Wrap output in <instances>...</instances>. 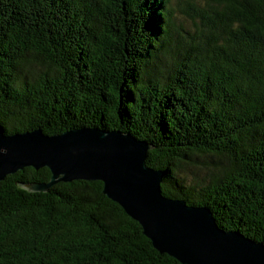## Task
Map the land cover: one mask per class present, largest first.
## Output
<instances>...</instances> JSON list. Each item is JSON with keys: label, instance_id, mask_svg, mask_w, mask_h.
<instances>
[{"label": "trees", "instance_id": "1", "mask_svg": "<svg viewBox=\"0 0 264 264\" xmlns=\"http://www.w3.org/2000/svg\"><path fill=\"white\" fill-rule=\"evenodd\" d=\"M170 1L0 0V129L128 134L164 197L264 244V0H182L189 29ZM49 179L0 182V264H180L99 181L20 187Z\"/></svg>", "mask_w": 264, "mask_h": 264}, {"label": "water", "instance_id": "2", "mask_svg": "<svg viewBox=\"0 0 264 264\" xmlns=\"http://www.w3.org/2000/svg\"><path fill=\"white\" fill-rule=\"evenodd\" d=\"M151 146L128 134L94 128L52 136L0 129V182L24 168L50 172L47 183L21 184L45 193L57 183L99 181L102 194L137 222L152 247L180 264H264V244L220 229L206 207L161 194L163 172L146 166Z\"/></svg>", "mask_w": 264, "mask_h": 264}, {"label": "rangeland", "instance_id": "3", "mask_svg": "<svg viewBox=\"0 0 264 264\" xmlns=\"http://www.w3.org/2000/svg\"><path fill=\"white\" fill-rule=\"evenodd\" d=\"M181 1L182 0H171L170 1V6H171V8L174 11V14H173L174 18H173V20H174L175 24H176V19H177V21H183L182 18H180L181 16H179L180 14L178 13V9L176 7V5L178 3H181ZM183 19H184V21H186V19H185L184 16H183ZM184 21H183V24H184L185 28L186 29H189L191 27V24H188L187 21L186 22H184ZM191 172H192V174L190 173V176L191 177H199L200 176V172L199 171L192 170Z\"/></svg>", "mask_w": 264, "mask_h": 264}]
</instances>
